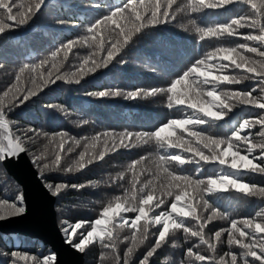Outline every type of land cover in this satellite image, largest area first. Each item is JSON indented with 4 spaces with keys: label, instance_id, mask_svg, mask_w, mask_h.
<instances>
[{
    "label": "trees",
    "instance_id": "obj_1",
    "mask_svg": "<svg viewBox=\"0 0 264 264\" xmlns=\"http://www.w3.org/2000/svg\"><path fill=\"white\" fill-rule=\"evenodd\" d=\"M8 2L11 3L12 0H8ZM15 2L17 7L13 9L14 13L18 10L27 11L28 5L34 4L35 0H15ZM127 2L128 0H43L39 10L25 24L20 25L15 21H8L7 23L11 27L0 33V100L7 102L8 98L4 97L3 93L16 83L15 77L24 64L32 62L39 65L41 61H44L42 52L51 49L54 51L57 47L63 49L65 45L73 41L76 43L68 52L67 59H63L62 54L56 57V60H63L59 74L76 72L79 66L72 65L67 68L65 64L73 56L80 57L76 50L81 46L82 38L86 36L84 32H89L90 28H97L98 22H105L106 17L112 16L117 8H123ZM188 2L189 0H175L172 9H169L168 21L145 27L139 33H135L109 64L97 68L95 72H89L78 83L56 80L49 83L31 99L10 110L5 109L8 128L7 132L0 128V141L7 143L6 140H3V136L6 134H10L13 139L19 136L30 159L37 154L44 153L46 158L41 161L40 166L44 167L47 164L48 170L41 172L36 163L32 161L44 185L48 189L50 184L66 186L58 195H53L52 190L49 189L56 198L57 222L62 234L64 233L63 228L66 227L65 222L68 224L83 222L87 230L90 231L91 228L88 225L94 224L96 219L103 218V209L109 203H115L116 197H121L123 200L126 194L128 197L133 195L134 180L137 196L143 195L138 192V189L149 182H151V186L145 191H150L152 186L156 189L153 193L152 204L146 206L147 208H153L158 199L165 201L159 208L150 211L149 220L162 211L171 212L170 206L174 195L163 194L168 188L166 173L163 172L164 167L174 171V174L186 175L193 179L207 180L224 174L237 179L238 182L248 184L250 188H264V173L242 169L231 170L228 166L219 165L218 162L198 161V156L194 157L192 153L184 152L182 148H159L157 146L153 148L156 152H151L147 148H141L142 140H137L134 135L125 140V143L130 145L129 147H121L116 151L108 152L104 159L94 160L92 164H86L85 168L79 171H65L69 167L73 169L77 167L79 155L85 151V145L89 146L85 156L87 160L88 154L92 152L91 144L94 142V137L101 136L103 139V133H152L169 123L173 116L174 119H177L176 117L186 119L196 115L192 109L186 106L169 108V93L166 92L148 96L141 95L136 98H127L123 94L137 90L150 92L152 89L169 88L173 82L181 79L183 74L198 60L205 59L210 53L211 46L214 47V51L221 47L237 48L241 55L249 57L251 61H264V57H260L257 53H251L255 49H250L248 52L247 48H239L240 44H245L248 47H256L259 51H264V44L244 38L249 34L259 35L258 29L234 26L235 33L232 36L224 34L205 36L203 40L200 39L202 35L200 29L206 31L208 28L230 24L233 19L250 17L252 14L251 5L245 0H232L223 6L205 8L197 12H191L190 9L182 7ZM161 3L163 4L164 0H161ZM21 4L24 5V9H20ZM177 8L181 10L176 11ZM125 13L127 16V12ZM172 13H174V18ZM260 22L264 23V19H261ZM118 23H123V21ZM110 25H113L114 29L107 27ZM101 26L106 30L105 36L100 37L99 33L96 36L105 41V48H107L111 40L116 38L115 32H118L119 29L112 24L111 20L100 23L99 27ZM90 36V34L87 35V37ZM101 39L96 37L98 40L96 44ZM93 52H97V49ZM106 55V51H100L94 58L99 61L106 58ZM85 58L88 57L85 56L82 60ZM150 60L154 62L153 65H150ZM17 63L18 70L14 72L10 65ZM51 63L52 60L41 69L44 75H47V70L51 69ZM208 63L213 66L211 68L213 75H253L247 73L246 69H236L231 61H223L219 56L209 58ZM218 63L227 64L228 68L220 71L215 67ZM157 66L165 71L160 72ZM255 66L259 70L260 64L257 63ZM87 67H91V61ZM13 69H15L14 65ZM8 70L10 71L7 72ZM33 75L36 73L26 71L23 74L25 88L31 87V76ZM194 79H197L195 75L189 77L190 81ZM259 83L258 80L249 79L238 84H221L218 91L227 90L259 96ZM205 87L211 89V85ZM254 89L256 91H253ZM117 90L122 95L103 97L94 95L101 91L115 92ZM258 115H264V110L252 105L237 103L230 109H223L222 117L219 120L197 116L204 122L195 126L188 125L189 127L186 128V126L185 129H176L179 131L176 132V136L184 131H194L196 127L205 136L226 139L232 137L245 120L258 119ZM30 129L32 131H29ZM260 131L261 126L257 124L250 129L241 130V135H248L249 140L253 143H261L264 142V137L259 135ZM58 133L67 134V143L64 145V149L58 147L60 141ZM186 135L189 137L188 133ZM182 137L185 140H190ZM172 139L175 140L176 137L174 136ZM74 140L80 141V144L75 145ZM153 145H158L157 141ZM68 148L72 150L67 151ZM96 150H103L102 146L97 144ZM57 151L61 156V161L59 165L54 166L52 162ZM148 152H150L149 155H147ZM204 152L205 155H209L206 149ZM155 153L159 157L180 155L181 159L189 162L183 165L177 161L161 164L159 158L154 159ZM241 154L248 155L244 150L241 151ZM143 155L147 156L142 158ZM252 155L257 157L254 163H260L259 150H256ZM252 155H249L250 159ZM137 161L140 163L136 164ZM2 163L3 159L0 160V176L7 179L4 182L0 181V203L7 201L12 204L15 197L4 192L8 187V182L14 181L19 194L22 192V188L8 174ZM79 185L83 187H72ZM173 192L175 193L174 189ZM204 197L210 206L207 209L198 206L195 200L193 204L196 206V214L200 217V222L205 224V239L215 244V252L210 251L198 237L190 236L183 229L175 230L174 234L170 230L166 240L148 258V264H201L194 258L188 257L189 250L204 255L206 260L203 264H212L213 258L219 260L227 252L236 254L238 260L241 261L240 264H261L254 257L246 256V250L238 245L229 246L227 231L222 232L219 242L215 239V233L230 229L233 219L237 220L238 227H242L239 222L244 219H252L258 223L264 222L261 216L257 215L264 213V196L245 194L228 188L212 192L206 190ZM199 203L202 205L203 201ZM19 206L21 205L18 201ZM125 206L127 207V205ZM179 206L182 207L183 202ZM214 212L216 213L215 218L208 221L207 218ZM138 214L137 212H122L121 216L130 224ZM173 216L175 217V214ZM222 216L226 218H221ZM179 222L192 230L198 228L197 220L192 217L181 218ZM113 223L117 225L113 229V235L116 238L115 246L104 247L99 238L94 239L91 244L85 246L84 251H81L84 254V264H118V262L123 264L127 252L123 243L126 244L127 238L132 237L134 229L127 225L120 228L119 225L123 223L120 217H116ZM140 223L143 224L144 221L142 220ZM161 230L162 225L150 224L148 239L143 244H137L130 264H140L147 251L151 250L158 241V234ZM80 231L82 230L77 229V232ZM259 235H264V233ZM137 236H139L138 233ZM70 238L79 242V237L71 233L69 238L65 237L67 242ZM71 245L75 247L74 244L71 243ZM14 252L35 256L41 261L49 255L55 257L51 248L39 240L22 235H5L0 232V264H26V262L13 257L11 254ZM225 259H230V257H225ZM27 264H34V262L28 261Z\"/></svg>",
    "mask_w": 264,
    "mask_h": 264
},
{
    "label": "snow or ice",
    "instance_id": "obj_2",
    "mask_svg": "<svg viewBox=\"0 0 264 264\" xmlns=\"http://www.w3.org/2000/svg\"><path fill=\"white\" fill-rule=\"evenodd\" d=\"M43 0H35L34 4L28 5L27 11L18 10L13 12V9L17 7L15 0H12L11 3L8 0H0V33H3L6 29L11 27L7 22L15 21L16 24H25L30 17L39 10ZM231 2V0H189L188 4L182 6L186 9H190L191 12H197L204 8H212L223 6L225 3ZM248 4L251 5L252 14L247 19L245 17H240L239 19H233L230 24L220 25L217 28H208L206 31L200 29L202 35L201 40L205 36H216L224 35L232 36L235 33V27H249L259 30V35L249 34L245 39L248 41H258L261 44H264V23H261V19H264V0H246ZM175 0H164V3H161V0H128L123 8H117L115 12L112 13V16L106 17L105 22L111 20L112 24L119 29L118 32H115V39H112L109 46L105 48V41L101 39L97 44V52L88 58L83 60V63L79 66V69L76 72L59 74L60 67L63 63V60L57 61L56 57L60 51H63V59H67L68 52L71 50L73 44L76 42H70L65 45L63 49H58L56 52L52 53V63L51 69L47 70V75H44V72L41 71L43 66L49 61H41L39 65H29L24 64L19 69V74L16 75L14 83L7 91L3 93V96L8 98L7 102L0 100V128L5 129L7 132L8 123L5 120V109L10 110L12 107L18 106L20 103L31 99L33 96L37 95L44 87H47L49 83H53L56 80H64L69 83H78L85 75L89 72H95L99 67H105L109 64L113 58L120 52V50L128 44L132 39V36L135 33H139L145 27L156 25L162 22L168 21L170 17L169 9H172ZM20 9H24V5H20ZM181 10L177 8L176 11ZM127 12V16L123 14ZM119 16L123 23H117L116 19L113 17ZM174 18V13H172ZM250 21V22H249ZM105 22H98L96 31L99 30V24ZM195 22L193 21V24ZM90 32H93V29H89ZM122 38V39H121ZM87 40V38H85ZM96 40L95 34L93 35V41ZM239 48H247L249 52L250 49H255L251 53H257L260 57H264V51H259L256 47H248L245 44H240ZM100 51H106V58L97 60L94 57L98 56ZM219 56L223 61H231V64L234 65L236 69H246L247 73H252L253 75H213L211 68L213 67L208 63L209 58ZM91 61V67H87ZM257 63L264 64V61L256 62L251 61L249 57L241 55L237 48H228L221 47L217 48L215 51L208 53V55L203 60H198L193 67H191L187 72L183 74L181 79H177L171 84L167 89H152L151 92L144 90L130 91L125 95L127 98H136L138 96H148L154 95L157 92H166L168 95V107L173 108L174 106H186L189 109H192L195 116L187 117L186 119H174L167 123L165 126L159 128L158 131L152 133L145 132H121L116 133H103V139L101 136L94 137V142L91 144L92 152L88 154L87 160L85 159L86 153L88 152V145H85V151L81 152L79 155V160L77 162V167L73 169L69 167L65 169L67 172L79 171L80 169L85 168L86 164H92L94 160L104 159L105 155L108 152L116 151L117 149L124 147L127 148L130 145L125 143V140L129 136H135L137 140L142 138H147L144 140L145 143L148 140L155 138V140L163 139L166 136L176 137L175 140L170 141L176 144L172 148H182L184 152L192 153L193 156H198V161L205 162H218L221 166H228L231 170H251L259 171L264 173V142L253 143L249 140L248 135H241V130L250 129L255 125L261 126V131L259 135L264 137V115H258V119L255 120H245L241 125L240 129L233 134L232 137L226 139H215L211 136H205L200 131H190L188 132L189 137L194 138V140H185L182 136H176L173 128L176 129H185L186 125H198L203 120L197 118V116H203L206 118H212L214 120H219L222 117L223 109H230L233 105L246 104L258 107L264 110V69L261 67L258 68L255 66ZM220 71L228 68L227 64L218 63L215 65ZM29 71L30 73H36V75L31 76V87H24L23 74ZM195 75L197 79L189 80L190 76ZM244 77V79H240ZM203 78V79H199ZM211 78V79H209ZM255 79L260 83L259 87V96L250 95L249 93L241 92H231V91H218L221 84H238L244 80ZM194 85V86H193ZM211 85V89H207L205 86ZM253 91H256L254 89ZM94 95L103 97L107 95H122V93L117 90L115 92L101 91L95 93ZM215 109V110H214ZM205 112L208 114L205 115ZM194 121V123H192ZM29 131H32L31 129ZM60 137L59 149H64V145L67 143L66 133H58ZM3 140H6L7 143L0 141V160L6 157L17 156L18 154L25 151L23 142L19 136H16L15 139L12 138L10 134L3 136ZM111 142V144H110ZM75 145H79L80 141L74 140ZM97 144L102 146L103 150L97 151ZM135 146V145H132ZM207 150L209 155H205L204 150ZM71 148H68L67 151H71ZM244 150L248 155H242L241 151ZM256 150H259V161L260 163H254V160L257 159L256 156L252 155ZM249 155H252V158H249ZM164 158V161L167 163L161 162V164H169L171 161H177L180 165H183L186 160L181 159L180 155L175 156H160ZM179 159H173V158ZM240 157L246 158V161H251L246 168L245 167H232L233 160ZM45 154L41 153L36 157L37 162L45 159ZM230 158V159H229ZM182 160L183 163L179 161ZM61 156L57 151L55 153V159L53 160V165L57 166L60 164ZM193 161H196L193 159ZM223 161V162H222ZM140 161H137L136 164H139ZM253 165L255 167H253ZM49 166L44 165L43 170H48ZM163 172L166 173V181L168 188L163 193L167 196H173L175 202L171 203V212H160L157 215H154L151 220L148 219L149 212L154 208H159L162 204L165 203L164 200L158 199L153 208H147L152 204L154 199L152 189L146 192L141 191L140 187L138 192L143 194L137 196L136 194L131 197H128L127 194L121 199V197H116L115 203H109L107 207L103 209L102 219H96L94 224L88 225L91 228L90 231L87 230L83 222L68 224L63 228V232L66 236L73 234L79 237V242L76 240L69 239V242L74 244L77 249L80 251L85 250V246L93 242L94 239L99 238L100 242L104 247L115 246L116 238L113 235V229L117 227L113 223L116 217H120L123 223L119 225L120 228H123L125 225L134 229L132 232V246L127 249L125 253V258L123 264H130L131 257L133 256L137 244H143L149 236V226L151 225H162V230L158 234V241L154 244L151 250L147 251L145 258L141 261V264H148V258L154 254V250L158 249L161 246V243L166 240L172 230L173 234L175 230L183 229L185 233H189L190 236L198 237L204 245H207L208 249L213 253L216 250L215 244L211 243L208 239H205L204 236V227L205 224L200 222V217L196 214V206H194L193 201H196V204L202 208L207 209L210 207L204 197V192H212L214 190H226L232 188L238 190V187L228 186L227 184L216 183L221 177H230L229 175L220 174L217 177L210 178L207 180L193 179L186 175H177L174 174V171L169 170L168 167L163 168ZM122 178V177H121ZM170 178V179H169ZM237 180V179H235ZM238 181V180H237ZM241 185H247V188L239 189L238 191L245 194L252 195H262L264 196V188H255L251 187L246 183H241ZM49 189L52 190L53 195H58L66 187L65 185H48ZM72 187H83L72 186ZM132 188L136 190V182L133 181ZM149 188V187H147ZM175 190V193L173 192ZM18 201L22 204L23 197L22 195L18 197ZM203 201L201 205L199 202ZM183 202V206H179ZM3 205H8L10 209V214L12 216L23 214L26 209L23 206H17V204H9L7 201L2 202ZM127 205V207L125 206ZM119 212L117 213V210ZM122 212H137L138 215L131 220L130 224L127 220H124L121 216ZM181 213L177 215V213ZM115 214V215H114ZM175 214V217L173 216ZM216 213L214 212L212 216L207 218L208 221H211L215 218ZM258 216H261L264 220V213H258ZM192 217L197 220L198 228L192 230L188 227H185L179 220L181 218ZM9 217L0 215V219H8ZM159 218V222H157ZM226 218V217H221ZM144 221L141 224V221ZM242 227H238L237 220L233 219L231 221V228L217 231L215 233V239L217 242L221 240L222 232L227 231V244L229 246L238 245L240 248L246 250V256L254 257L256 260H259L261 264H264V235H259L264 233L260 229H264V222H255L252 219H244L239 222ZM111 225V227H109ZM103 226V227H102ZM77 229L82 231L77 232ZM86 232V235H85ZM137 233L139 236H137ZM246 238V239H245ZM107 241L108 243H106ZM13 257H16L20 261L27 262L32 261L34 264H53L55 260L54 256H47L42 261L35 256H29L27 254H21L19 252H14L11 254ZM189 258H194L195 261L205 262L206 257L200 253L189 250L187 252ZM225 257H230V259H225ZM240 259L234 253L227 252L215 260L213 258L212 264H240ZM119 264V262H118Z\"/></svg>",
    "mask_w": 264,
    "mask_h": 264
},
{
    "label": "water",
    "instance_id": "obj_3",
    "mask_svg": "<svg viewBox=\"0 0 264 264\" xmlns=\"http://www.w3.org/2000/svg\"><path fill=\"white\" fill-rule=\"evenodd\" d=\"M5 164L21 185L26 211L23 215L0 220V232L22 235L43 242L55 254L54 264H84V254L68 243L57 222L56 198L44 185L26 150Z\"/></svg>",
    "mask_w": 264,
    "mask_h": 264
},
{
    "label": "rangeland",
    "instance_id": "obj_4",
    "mask_svg": "<svg viewBox=\"0 0 264 264\" xmlns=\"http://www.w3.org/2000/svg\"><path fill=\"white\" fill-rule=\"evenodd\" d=\"M232 1V0H231ZM246 1V0H245ZM229 3V2H228ZM205 9V8H204ZM204 9H201V10H204ZM124 16L126 15V13L125 14H123ZM116 20H117V23L118 22H120L121 21V19H120V17L118 16V17H116L115 18ZM30 20V19H29ZM28 20V21H29ZM108 28H111V29H114V26L113 25H110V26H107ZM96 29L97 28H95V29H93L94 31L93 32H87V31H83L84 33H86L85 35V37H83L82 38V41H81V46L76 50V52L77 53H79L80 54V57H77V56H73L70 60H69V62L68 63H66L65 64V66L67 67V68H70L72 65H77V66H80L82 63H83V60H82V58L83 57H89V56H93V54H94V50L95 49H97L96 48V42L98 41V40H95V41H93V35L95 34V36L97 35V33H99V36L100 37H104L105 36V34L104 33H106V30H105V28L104 27H99V30L98 31H96ZM145 31L147 32V29H145ZM91 35L90 37H87V35ZM81 35H84V34H81ZM97 37V39H101V38H98V36H96ZM85 38H87V40H85ZM59 49V47H57V48H55V50L54 51H52V49L51 50H47V51H44V52H42L41 54H42V60H48V61H51V57H52V53L53 52H56L57 50ZM209 51L210 52H213L214 51V47H210L209 48ZM63 54V52L62 51H60L59 53H58V55H57V57L58 56H60V55H62ZM135 62L136 63H138V61L137 60H135ZM153 61L152 60H150V65H153ZM28 64L29 65H36L35 63H32V62H28ZM13 65L15 66V69H13ZM18 63L17 64H11L10 66L12 67V71L14 70V72H16V70H18ZM141 65L144 67V65L141 63ZM158 67V66H157ZM158 69L160 70V72H163V71H165L163 68H160V67H158ZM10 70H8L7 72H9ZM10 79V78H9ZM151 92V91H150ZM157 93H159V92H157ZM156 94V93H155ZM154 94V95H155ZM160 100H162V99H160ZM177 119H179L178 117H176ZM174 119V116H173V118H170V120L169 121H171V120H173ZM168 122V121H167ZM187 126V127H186ZM185 127L186 128H188L189 126L188 125H186ZM163 127V126H162ZM173 131H175V133L176 132H179V131H176V128H173ZM194 131H200V130H198V129H196V127H195V129H194ZM201 132V131H200ZM186 133H188L187 131H184V132H181V134L180 135H178V136H184V137H186L187 139H190V140H194V138H191V137H188L187 135H186ZM201 133H203V132H201ZM217 134V133H216ZM145 139H147V138H142V139H140V140H142V142H143V145H142V147L141 148H147V149H149L151 152H156V150H154L153 148H155V147H157L158 145H153V143L156 141L155 140V138H152V139H150V140H148V142L147 143H145L144 142V140ZM27 152V151H26ZM149 153L150 152H148L147 153V155H149ZM147 155H143L142 156V158H145ZM37 156H38V154H37ZM37 156H35V157H32L30 160L31 161H33V162H35L36 163V165L38 166V168H39V170L41 171V172H43L44 170V167H42V166H40V164H41V161H39V162H37V160H36V157ZM29 157V156H28ZM154 157V159H157V158H159V155L157 154V153H155V155L153 156ZM10 158H12V157H6V158H4L3 159V163H2V165H4V167L6 168V166H5V164L6 165H8L9 163H10ZM30 158V157H29ZM32 162V163H33ZM7 170V169H6ZM37 170V169H36ZM7 172H8V170H7ZM8 174L10 175V173L8 172ZM39 174V173H38ZM11 176V175H10ZM40 176V175H39ZM12 177V176H11ZM13 178V177H12ZM5 179H7L6 177L4 178V177H1L0 176V181H2V182H4L5 181ZM11 179V178H10ZM14 179V178H13ZM12 180V179H11ZM15 180V179H14ZM16 181V180H15ZM17 182V181H16ZM18 183V182H17ZM19 186L21 187V185L19 184ZM22 188V187H21ZM49 190V189H48ZM5 193H7V194H10V195H12V196H14L15 197V199L13 200V203H15V204H17V206H18V197L19 196H21V195H23V189H22V192L19 194V192L17 191V189H16V187H15V185H14V181L12 180L11 182H8V187H7V189H6V191H4ZM23 202H24V198H23ZM173 202H175V199L172 201V203ZM12 203V204H13ZM20 205L22 206L23 205V203L21 204L20 203ZM6 206H8V205H3L2 203H0V215H4V216H7V217H9V218H13V217H17V216H20V215H15V216H12L11 214H10V209H9V207H6ZM23 207H25V202H24V205H23ZM26 209V208H25ZM162 212H165V211H162ZM25 213V212H24ZM23 213V214H24ZM23 214H21V215H23ZM149 214H150V212H149ZM100 219H102V218H100ZM0 220H6V219H0ZM103 227V226H102ZM261 230V229H260ZM64 234V233H63ZM64 236L66 237V239L67 238H69V236H66L65 234H64ZM69 243V242H68ZM132 239L131 238H127V241H126V244H125V242L123 243L124 245H125V247H126V249H128L129 247H131L132 246ZM77 249V248H76ZM80 251V250H79ZM81 252V251H80ZM140 264H141V262H140Z\"/></svg>",
    "mask_w": 264,
    "mask_h": 264
},
{
    "label": "clouds",
    "instance_id": "obj_5",
    "mask_svg": "<svg viewBox=\"0 0 264 264\" xmlns=\"http://www.w3.org/2000/svg\"><path fill=\"white\" fill-rule=\"evenodd\" d=\"M201 2H203V0H201ZM260 67L262 69H264V64H261ZM240 79H244V77H241ZM208 113L205 112V115H207ZM194 123V121L192 122ZM157 143H158V146L159 148H172V147H175L176 144L174 142H170V141H173L172 137L170 136H166L165 138L163 139H158L156 140ZM173 159H179V158H173ZM159 161L160 163L161 162H164V163H167V161H164V158L163 157H159ZM180 163H183L182 160L179 161ZM223 162V161H222ZM249 164H251V161H246V158L244 157H240L238 159H235L233 160V164L231 165L232 167H247ZM253 167H255L253 165ZM216 183H221V184H227L228 186H237L238 187V190L239 189H243V188H247L248 186L247 185H241L240 182H238L237 180L235 179H232L230 177H221L218 181H216ZM151 186V182H149L148 184H145L142 188H141V191H144V188H147V187H150ZM152 190L153 191H156L155 187L152 186ZM135 195V193L133 192V196ZM119 212V209L117 210V213ZM181 213H177V215H180ZM115 215V214H114ZM157 222H159V218H157Z\"/></svg>",
    "mask_w": 264,
    "mask_h": 264
},
{
    "label": "bare ground",
    "instance_id": "obj_6",
    "mask_svg": "<svg viewBox=\"0 0 264 264\" xmlns=\"http://www.w3.org/2000/svg\"><path fill=\"white\" fill-rule=\"evenodd\" d=\"M12 158H13L14 160H17V156H13Z\"/></svg>",
    "mask_w": 264,
    "mask_h": 264
}]
</instances>
